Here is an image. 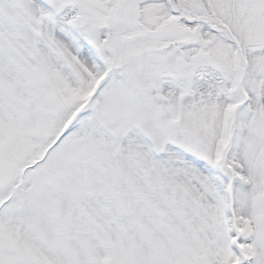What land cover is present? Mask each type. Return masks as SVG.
<instances>
[{
	"label": "snow or ice",
	"instance_id": "snow-or-ice-1",
	"mask_svg": "<svg viewBox=\"0 0 264 264\" xmlns=\"http://www.w3.org/2000/svg\"><path fill=\"white\" fill-rule=\"evenodd\" d=\"M0 264H264V0H0Z\"/></svg>",
	"mask_w": 264,
	"mask_h": 264
}]
</instances>
